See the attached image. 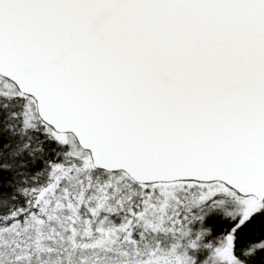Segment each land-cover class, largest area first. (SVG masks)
I'll return each instance as SVG.
<instances>
[{
    "label": "snow or ice",
    "instance_id": "1",
    "mask_svg": "<svg viewBox=\"0 0 264 264\" xmlns=\"http://www.w3.org/2000/svg\"><path fill=\"white\" fill-rule=\"evenodd\" d=\"M0 264H264V0H0Z\"/></svg>",
    "mask_w": 264,
    "mask_h": 264
}]
</instances>
